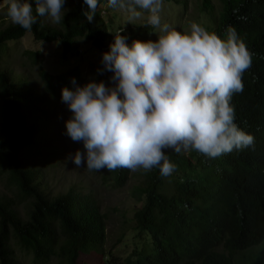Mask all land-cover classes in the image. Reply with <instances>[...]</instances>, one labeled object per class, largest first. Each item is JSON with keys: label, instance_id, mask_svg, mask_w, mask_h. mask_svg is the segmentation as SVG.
<instances>
[{"label": "trees", "instance_id": "trees-1", "mask_svg": "<svg viewBox=\"0 0 264 264\" xmlns=\"http://www.w3.org/2000/svg\"><path fill=\"white\" fill-rule=\"evenodd\" d=\"M163 1L180 3L183 10L186 6L185 0ZM217 1L219 11L212 15L210 0H200L199 10L211 16L206 28L221 38L228 27L235 28L252 54L251 67L243 74V92L234 94L231 103L234 122L254 137V144L216 158L195 150H166L176 166L173 173L165 177L158 168L144 172L128 192L140 204L127 220L137 243L121 260L102 251L106 216L93 195L68 189L48 197L34 182L36 171L25 162V153L42 164L53 156L43 99L60 101L62 87H73L72 78L79 84V68L49 74L37 65L44 96L26 81L12 82L0 71V174L14 192L13 198L0 196V264H22L14 248L30 255L33 264L52 259L57 264H83L79 257L91 252L102 256L103 264H264V0ZM101 5L107 0H99ZM98 7L92 22L84 15L87 4L76 0L58 28L43 24L42 17L31 31L10 24L0 30V52L6 42L29 32L34 41L58 42L62 60L78 57L79 40L102 55L113 35L99 20ZM148 29L144 25L136 30L140 38L130 29L121 35L143 41ZM24 55L38 64V53ZM110 75L98 73L94 81L107 84ZM75 143L83 151L82 142ZM91 172L111 189L123 187L130 177L126 168ZM15 200L26 202L24 218Z\"/></svg>", "mask_w": 264, "mask_h": 264}, {"label": "clouds", "instance_id": "clouds-1", "mask_svg": "<svg viewBox=\"0 0 264 264\" xmlns=\"http://www.w3.org/2000/svg\"><path fill=\"white\" fill-rule=\"evenodd\" d=\"M66 0H2L0 7L12 24L31 31L37 17L59 25L67 11ZM92 22L99 0H84ZM107 7L138 19L145 12L155 40H133L118 30L109 50L102 53V69L111 73L104 81L62 87L61 101L71 115L65 134L83 144L65 161L88 171L126 168L145 172L158 168L162 176L175 170L165 154L195 150L216 158L253 146L254 137L241 130L231 103L243 92V74L252 54L228 27L225 38L196 21L185 31L161 22L163 0H107ZM139 9V10H138ZM41 41L39 51H44Z\"/></svg>", "mask_w": 264, "mask_h": 264}, {"label": "rangeland", "instance_id": "rangeland-1", "mask_svg": "<svg viewBox=\"0 0 264 264\" xmlns=\"http://www.w3.org/2000/svg\"><path fill=\"white\" fill-rule=\"evenodd\" d=\"M185 9L179 3L163 1V11L161 12V22L171 24L178 31H185L189 21H196L204 27H210L209 16L205 12H201L200 0H185ZM35 0H29L32 4ZM76 0H66L65 9L73 6ZM2 4V2H0ZM212 5V15H216L219 11L217 0H210ZM99 8V20L107 28L108 33H115L118 30H132L138 38H140L139 30L142 26L149 27L147 34L142 37L143 41L155 40L154 29L147 23V13L145 12L138 19H130L129 14L119 9H107V5H101ZM139 10V9H138ZM43 24L58 28L59 26L51 23L47 17H42ZM12 24L6 15V9L0 7V30ZM126 43L131 45L132 41L126 36ZM0 52V71L7 74L12 82L26 81L31 88L36 89L40 95L42 87L37 77V65L49 74H56L65 71L71 66H77L80 71L81 80L78 85L83 86L89 80H95L98 75L97 69H102L100 52L96 51L88 42L78 41V57L70 59H61L60 45L58 42L43 43L44 51H39L41 42L34 41L29 32L17 41H9L5 43ZM38 53V64H32L24 55V52ZM44 96V95H43ZM44 106L49 112L48 137L53 156L47 157L45 163H41L39 159H33V155L25 153V162L34 168V182L38 189L48 197H54L65 193L68 189L74 193L83 195L91 193L97 201L99 211L106 216L102 251L110 252L112 256L122 259L127 256L137 240L133 238V232L130 229V223L127 220L131 218L132 213L139 207V203L135 202L128 196L130 188L142 180L143 169L131 171L129 179L123 187L119 189H111L108 183H103L96 173L90 172L86 167H76L71 162H66L65 158L69 154H73L78 145L73 142L65 134L64 121L71 115L67 106L62 101L52 102L47 98L43 99ZM14 192L5 185L4 176L0 174V196L13 198ZM17 202V200H15ZM16 211L21 218L25 217L26 202L19 201L16 203ZM15 258L22 264H33L30 255H26L14 248ZM104 258L96 253L81 255L79 262L83 264H103ZM49 264H57L52 259ZM80 264V263H79Z\"/></svg>", "mask_w": 264, "mask_h": 264}]
</instances>
